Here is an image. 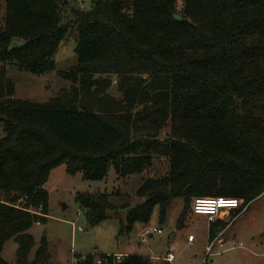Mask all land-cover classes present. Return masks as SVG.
<instances>
[{
	"label": "trees",
	"instance_id": "obj_1",
	"mask_svg": "<svg viewBox=\"0 0 264 264\" xmlns=\"http://www.w3.org/2000/svg\"><path fill=\"white\" fill-rule=\"evenodd\" d=\"M70 1L6 0L0 28V194L6 196L0 200V264H52L46 236L29 260L35 246L30 230L47 221L37 210L47 212L45 185L62 165L70 175L103 181L111 167L119 177H145L153 160H170L169 177L141 185L138 193L146 199L127 211L121 234L149 224L156 208L163 221L176 198L186 206L218 197L248 206L262 196L264 0H181L190 19L180 21L177 0H93L90 10L72 8ZM71 31L78 33V63L58 71L71 88L45 103L16 98L7 67L55 71L54 58ZM112 75L121 99L108 92L111 79L103 77ZM169 119L174 130L164 140ZM109 197L76 195L90 226L115 211ZM11 240L19 246L15 263L2 256ZM97 256H76L74 264H95ZM115 264L153 262L129 254Z\"/></svg>",
	"mask_w": 264,
	"mask_h": 264
},
{
	"label": "rangeland",
	"instance_id": "obj_2",
	"mask_svg": "<svg viewBox=\"0 0 264 264\" xmlns=\"http://www.w3.org/2000/svg\"><path fill=\"white\" fill-rule=\"evenodd\" d=\"M82 1L84 6L78 0H71L70 6L81 10L93 8V0ZM175 6V15L183 20L190 19L183 1L177 0ZM5 11L6 0H0V28L5 23ZM77 35V32L71 31L62 42L54 58L55 71L35 74L19 71L14 66L7 67V76L16 87V98L45 103L71 88V82L61 77L58 71L77 65ZM103 78L111 79L108 92L121 99L123 93L119 88V79L114 75ZM173 130L174 123L169 119L161 138L168 139ZM169 174L170 160L165 157L153 160L145 177H119L111 167L105 180L90 181L82 173L68 174L65 165L54 169L45 185L49 194L47 212L37 210L38 214H47V221L35 224L30 230L35 246L29 260H34L41 239L46 236L52 264H73L76 256L84 257L88 254L163 255L168 252L176 256L173 264H203L206 259V264H264V194L248 206L242 201L240 209L222 212L214 219L196 215L192 210V201L186 206L184 199L176 198L172 200L163 221H160L156 208L149 224H137L132 233L121 234V220H125L127 211L146 199L138 193L141 185L146 179H161L169 177ZM97 192L109 194L115 211L109 213L106 221L90 226L85 218V211L75 201V197L79 193ZM5 198V195L0 194V200H6ZM22 202L23 200L18 201L17 205L21 206ZM63 204L67 206L66 209ZM147 226L152 228L153 235L143 238L141 231ZM158 229H162L163 233H156ZM190 236L195 237L194 243H189ZM240 243L243 246L238 247ZM209 244H213V256H207ZM18 247L14 240L6 243L3 258L9 263H15ZM159 263L169 264L164 258L157 262Z\"/></svg>",
	"mask_w": 264,
	"mask_h": 264
},
{
	"label": "built area",
	"instance_id": "obj_3",
	"mask_svg": "<svg viewBox=\"0 0 264 264\" xmlns=\"http://www.w3.org/2000/svg\"><path fill=\"white\" fill-rule=\"evenodd\" d=\"M81 6L83 5L82 0H78ZM242 206V201L237 199H230V198H201V199H195L193 204V212L202 217H206L209 219H214L219 216L222 212H231L239 209ZM156 233L162 234V229L156 230ZM153 231L152 228L147 226L143 228L141 231V236L143 238L147 236H152ZM195 237L190 236L189 242H194ZM243 246V243H240L238 247ZM213 244H209L207 248V256H213L214 254L211 253ZM85 259V257H84ZM123 259V255H106V256H97L95 260V264H115L116 262H120ZM164 260L169 263L173 264V262L176 260V256L173 253H168L166 257H164ZM158 261H161V258H154L153 264H157ZM207 259L203 261V264H206ZM75 263V261H74ZM73 263V264H74Z\"/></svg>",
	"mask_w": 264,
	"mask_h": 264
},
{
	"label": "crops",
	"instance_id": "obj_4",
	"mask_svg": "<svg viewBox=\"0 0 264 264\" xmlns=\"http://www.w3.org/2000/svg\"><path fill=\"white\" fill-rule=\"evenodd\" d=\"M194 242H195V240H194ZM194 242H192V243H194ZM189 243H191V242H189ZM168 253H170V252H168ZM167 253V254H168ZM130 253H119L118 255H123V256H126V255H129ZM167 254H163V255H150V254H147V255H143V256H146V257H149V256H151V257H149L152 261L154 260V258H164V257H166L167 256ZM139 255H141V254H139ZM159 262V261H158ZM161 263V262H160ZM159 263V264H160Z\"/></svg>",
	"mask_w": 264,
	"mask_h": 264
},
{
	"label": "water",
	"instance_id": "obj_5",
	"mask_svg": "<svg viewBox=\"0 0 264 264\" xmlns=\"http://www.w3.org/2000/svg\"><path fill=\"white\" fill-rule=\"evenodd\" d=\"M175 20L180 21L181 18L179 16L175 15ZM63 208L66 209L67 206L65 204H63Z\"/></svg>",
	"mask_w": 264,
	"mask_h": 264
}]
</instances>
